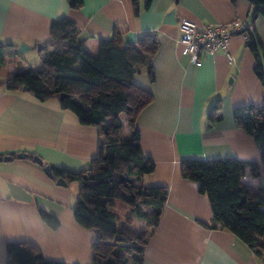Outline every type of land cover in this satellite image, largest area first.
<instances>
[{
	"label": "crops",
	"instance_id": "1",
	"mask_svg": "<svg viewBox=\"0 0 264 264\" xmlns=\"http://www.w3.org/2000/svg\"><path fill=\"white\" fill-rule=\"evenodd\" d=\"M137 1L136 11L132 0H81L77 9L66 0H0V42L25 43L29 50L42 44L44 53L51 21L67 17L79 28V38L85 40L92 57L101 53L103 40L111 38L145 54L154 79H150L148 65L138 67L129 86L131 110L119 114L122 127L113 131L119 137L128 135L131 128L140 131L141 149L155 167L135 183L168 190L160 220L147 240L144 264H264V246L258 255L257 247L243 243L229 229L205 228L199 223L212 220L209 200L198 192L196 182L181 174V162L187 158L253 161L260 167L258 175L246 172L240 182L264 193V159L250 136L235 126L232 115L236 107L262 105L264 87L253 70V52L246 38L236 34L230 42L232 62L215 52L202 54L196 64L183 54L178 28L181 18L203 24L241 19L251 27L250 37L264 45V17H253L252 0ZM20 62L29 67L18 54L6 57L0 68V156L13 157L0 161V264H8L9 241L23 243L31 260L36 250L27 242L44 259L91 264L94 252L110 253L108 243L74 214L78 200H70L71 183L56 185L42 164L79 174L97 170L98 143L105 137L98 125L84 124L71 110L62 108L58 98L40 100L22 88L9 89L2 81ZM45 68L43 64L39 69ZM75 68L96 74L84 59ZM141 90L150 99L138 107ZM218 113L222 118L212 122L210 117ZM19 152L38 155L43 163L15 157ZM114 197L119 199L117 205L128 210L132 206L120 195ZM100 200L112 202L113 197ZM39 208L55 214L60 226L52 229L45 224ZM136 220L120 227L135 233L130 226ZM139 221L146 227L145 221ZM103 235L107 238L110 232Z\"/></svg>",
	"mask_w": 264,
	"mask_h": 264
},
{
	"label": "trees",
	"instance_id": "2",
	"mask_svg": "<svg viewBox=\"0 0 264 264\" xmlns=\"http://www.w3.org/2000/svg\"><path fill=\"white\" fill-rule=\"evenodd\" d=\"M72 9L80 7L81 0H66ZM136 6L137 0H132ZM253 17H264V0H252ZM79 28L67 17L51 21L49 39L43 43L46 49L42 58L45 69L23 67L20 62L17 70L2 82L9 89L23 86L40 100L59 98L60 106L71 110L84 124L98 125L104 140L97 149L98 169L84 174L68 170L50 163L52 180L63 178L71 183H80L78 201L73 207L74 214L93 230L96 237H103L108 243L107 255L94 252L91 264H144L145 247L153 228L158 224L163 212L168 190L165 187L136 184L145 174L154 170L151 157L145 155L140 146L141 133L131 128L128 135L117 136L113 131L121 129V112L131 110L128 105L129 86L138 67L148 65L150 79H154L147 56L135 47H125L114 38L103 40V48L97 57L87 53L85 40L79 38ZM246 44L255 58L254 73L264 87V45L258 38L250 37ZM50 49H47L49 48ZM18 55V45L0 42V68L6 57ZM84 59L96 74L84 73L75 64ZM74 91V92H73ZM93 94L90 95V92ZM150 94L141 90L137 106L145 104ZM235 126L247 133L264 159V97L261 106L247 104L232 110ZM222 114L210 117L219 121ZM35 154H29L33 159ZM260 167L253 161H242L229 157L215 161L202 158H187L181 162L182 177L198 184V192L206 196L212 211L210 222L199 223L205 228H226L243 243L257 247L261 254L264 246V193L253 191L240 182L246 172L257 176ZM257 193V194H256ZM120 195L130 201L128 222L132 219L145 221L147 229L135 235L129 227H118L114 203L103 201L105 196ZM41 220L50 228L60 226L58 217L39 208ZM109 231L112 239L104 238ZM36 253L33 260L27 254L23 243L6 242L8 264H66L61 261L42 258L39 249L31 242Z\"/></svg>",
	"mask_w": 264,
	"mask_h": 264
},
{
	"label": "built area",
	"instance_id": "3",
	"mask_svg": "<svg viewBox=\"0 0 264 264\" xmlns=\"http://www.w3.org/2000/svg\"><path fill=\"white\" fill-rule=\"evenodd\" d=\"M180 31L179 44L183 54L189 56L193 62L200 64L202 54L222 52L229 62L233 56L230 42L234 35L241 34L247 38L251 27L246 26L241 19H234L228 23H199L195 20L181 18L178 21Z\"/></svg>",
	"mask_w": 264,
	"mask_h": 264
},
{
	"label": "rangeland",
	"instance_id": "4",
	"mask_svg": "<svg viewBox=\"0 0 264 264\" xmlns=\"http://www.w3.org/2000/svg\"><path fill=\"white\" fill-rule=\"evenodd\" d=\"M43 55H44V53L42 52V50L32 49V50H28V51L22 53L21 58L24 61L25 66L34 67L36 69H39L43 66V62H41ZM1 88H4V86H1ZM79 188H80V183L78 181L71 182V185L68 187V189L71 192V199L70 200L72 201V203H76V201L78 200ZM116 200H119L118 197H113L112 202H114L115 210L117 209V212L120 215V219H121V221H119L120 223H118V222H116V223L119 225V227L123 226V225L128 226L130 223L126 219V217L129 216L128 207L123 206V205H117ZM121 201H123V200L121 199ZM144 226L145 225L142 221L136 220V221H134V223L130 227L135 231V233H134L135 235L136 234L140 235L146 230L145 229L146 227H144ZM143 229H145V230H143ZM108 238L111 241L112 235L110 234L108 236Z\"/></svg>",
	"mask_w": 264,
	"mask_h": 264
},
{
	"label": "water",
	"instance_id": "5",
	"mask_svg": "<svg viewBox=\"0 0 264 264\" xmlns=\"http://www.w3.org/2000/svg\"><path fill=\"white\" fill-rule=\"evenodd\" d=\"M42 44H37L36 48L38 50H41L42 49ZM30 49V46H28L27 44L25 43H20L19 46H18V54H22L24 52H26L27 50ZM229 81H231V78H229ZM1 83V82H0ZM22 90L24 91H28V88L23 86L22 87ZM67 95L64 94V93H61L59 95V100H62L63 98H65ZM15 157L19 158V159H23V158H26L28 157V153L26 152H19L15 155ZM12 156L11 155H3V156H0V161L1 160H5V161H9V160H12ZM33 160L34 162L38 163V164H42L43 161H42V158L39 157L38 155H34L33 156ZM43 170L45 171V173H47L48 175H51V166L50 165H45L43 167ZM55 184L56 185H59V186H67V182L63 179V178H58L56 181H55Z\"/></svg>",
	"mask_w": 264,
	"mask_h": 264
}]
</instances>
